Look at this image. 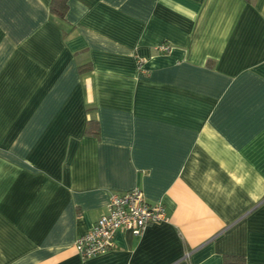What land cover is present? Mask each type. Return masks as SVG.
Segmentation results:
<instances>
[{
	"label": "crops",
	"instance_id": "1",
	"mask_svg": "<svg viewBox=\"0 0 264 264\" xmlns=\"http://www.w3.org/2000/svg\"><path fill=\"white\" fill-rule=\"evenodd\" d=\"M50 3L0 0V264H264V0ZM134 187L167 219L82 259Z\"/></svg>",
	"mask_w": 264,
	"mask_h": 264
},
{
	"label": "built area",
	"instance_id": "2",
	"mask_svg": "<svg viewBox=\"0 0 264 264\" xmlns=\"http://www.w3.org/2000/svg\"><path fill=\"white\" fill-rule=\"evenodd\" d=\"M158 49L167 52L170 47L163 43ZM166 219L164 206L161 203H148L140 188L134 187L123 193L112 192L109 195L107 212L88 231L75 239L74 247L82 259L95 257L112 248L117 230H128L137 236L148 225Z\"/></svg>",
	"mask_w": 264,
	"mask_h": 264
},
{
	"label": "trees",
	"instance_id": "3",
	"mask_svg": "<svg viewBox=\"0 0 264 264\" xmlns=\"http://www.w3.org/2000/svg\"><path fill=\"white\" fill-rule=\"evenodd\" d=\"M248 1V0H247ZM68 9V0H51L50 12L60 20L65 19V14ZM97 122L93 119L88 121L86 133L98 135ZM224 264H244V260L238 256L226 255L223 257Z\"/></svg>",
	"mask_w": 264,
	"mask_h": 264
}]
</instances>
